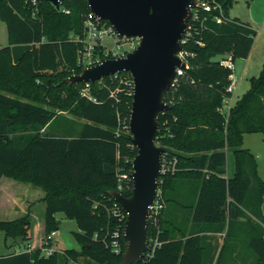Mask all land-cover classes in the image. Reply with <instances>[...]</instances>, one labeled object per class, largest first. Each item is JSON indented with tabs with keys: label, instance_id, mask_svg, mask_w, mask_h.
<instances>
[{
	"label": "trees",
	"instance_id": "1",
	"mask_svg": "<svg viewBox=\"0 0 264 264\" xmlns=\"http://www.w3.org/2000/svg\"><path fill=\"white\" fill-rule=\"evenodd\" d=\"M217 2L228 17L234 0ZM89 17L87 0H61L58 10L43 0H0L7 33V44L0 47V179L43 190V241L59 229L57 213L78 229L73 232L77 250L44 257L40 248L28 250V214L0 220V264L122 260V236L120 253L112 252L110 243L125 220L112 216L117 204L109 193H131L129 173L136 154L128 132L132 79L121 72L94 83H65L83 68L78 62L82 44L72 37L83 38ZM228 19L216 24L209 17L183 35L187 67L165 93L169 108L157 116L155 138L164 148L161 158L173 161L174 169L158 176L162 208L147 219V244L156 240L158 245L137 264H211L214 252L205 245L209 236L201 233L217 232L224 236L215 264H224L227 253L242 242L252 252V264H264V180L255 156L242 147L244 134H264V58L258 76L249 80L226 118L218 109L231 97L226 91L231 64L248 56L256 34L238 19ZM14 45L29 46L16 63ZM96 51L103 55L101 47ZM225 54L229 59H214ZM226 151L234 158L230 178L224 177ZM7 239L12 243L6 244Z\"/></svg>",
	"mask_w": 264,
	"mask_h": 264
},
{
	"label": "water",
	"instance_id": "2",
	"mask_svg": "<svg viewBox=\"0 0 264 264\" xmlns=\"http://www.w3.org/2000/svg\"><path fill=\"white\" fill-rule=\"evenodd\" d=\"M56 10L61 0H43ZM194 0H87L91 14L106 21L122 37L139 39L137 47L122 57L103 59L83 67L65 83H94L107 76L127 72L132 79V101L128 132L136 150L132 159L131 193L118 191L110 198L126 214L123 227L124 252L120 264H137L147 249V219L157 192L163 147L155 143L157 116L169 107L165 93L173 85L177 69L186 63L180 57Z\"/></svg>",
	"mask_w": 264,
	"mask_h": 264
},
{
	"label": "crops",
	"instance_id": "3",
	"mask_svg": "<svg viewBox=\"0 0 264 264\" xmlns=\"http://www.w3.org/2000/svg\"><path fill=\"white\" fill-rule=\"evenodd\" d=\"M245 6H246L245 12L242 13L241 15H234V16L230 17L229 11L233 8V5L228 11V17L230 19L236 18L240 22L247 24L251 29L255 30V32H256L255 37L253 39V44H252V47L250 49L248 56L246 58H241V61H242L241 62V70H240V73L238 76V80L241 78H244L245 76H248V74H250L251 69H252V71L254 70V67H253L252 62H251V59L254 56H256V58L258 60H260V63H259V64H261V67L259 69V72H260V70L262 68L263 58H264V18L261 20V22H259L256 18V13H255V8L257 6H259V0H252L249 3H246V0H245ZM24 46L26 47L25 49L29 48L28 45H24ZM0 47H2V46H0ZM25 49H23L21 51V53H17V56L14 57L13 46H11V55H12V60L14 63H16L18 61L19 57L21 56L22 52ZM223 56H226L227 59H229L228 54H225ZM234 65H235V61L233 62V64H231L232 68L234 67ZM234 74H235V72H233V74H232L233 79H234ZM252 77H254V76L249 77L247 84L245 86H243L244 91H243L242 95L248 90V88L250 86L249 80ZM238 80H235L236 81V88H237ZM236 88H235V90H236ZM232 96H233V93H232ZM232 96L230 97V106L231 107L235 104V103L232 104ZM258 134L259 133H255L254 135H258ZM248 136H249V134L243 135L242 147L245 149H248L255 156V158L257 160V156H259V154L261 152L259 147H260V144L263 143L264 139L263 138H255L256 140L253 141L254 143L251 141L248 146H245L244 144L246 141V137H248ZM225 169H226L225 170L226 172H225L224 177L225 178L232 177L233 173H234V158H233V155L230 151H226ZM257 171H258L259 176H261L259 173V169H258V163H257ZM9 180H11V179H9ZM17 183H20V182H17ZM22 184H25V183H22ZM27 185H30V184H26V186L20 187V186L14 184V182H3V183L0 182V208L3 206L5 214L12 212V213H16L19 215L21 214L20 217L28 214L30 221H31L32 228L34 226L39 228L41 226V224H40L41 217H42V223H43V219H44L45 203L43 202L42 199H43L45 194H44L42 189H40L38 187H34L32 185H30V186H27ZM37 189H40L43 192V195H41ZM37 201L38 202L40 201L44 205L42 207V213L40 212L38 206L35 204V202H37ZM263 212H264V205H263ZM263 216H264V213H263ZM55 217L56 218L64 217V214L63 213H57V214H55ZM34 221L36 223H34ZM71 221H73V220H71ZM263 221H264V218H263ZM262 222L260 224L263 227ZM75 225H76V223H75ZM41 231L44 234V223H43V227H42ZM55 232H56V234H55V240H56L55 246L57 249L61 250V248H58L56 245L59 229ZM201 234L209 236V239L206 241L205 245H206V247H208L207 249H209V251L212 250V252H214V259H213L211 264H215L216 256L218 255V252H219L221 245H222L224 233L223 232H217V233H201ZM38 244H40V243H38ZM38 244L34 245L32 243V241H30V245H32L31 249L36 248L38 246ZM232 248H233V246H232ZM75 249L77 250L78 246ZM234 249H235V251L231 250V252L227 253L224 264H252V262L254 261L253 255H252V252L249 250L246 243L242 242L241 244L236 246ZM237 256L239 259L235 261V257H237Z\"/></svg>",
	"mask_w": 264,
	"mask_h": 264
},
{
	"label": "built area",
	"instance_id": "4",
	"mask_svg": "<svg viewBox=\"0 0 264 264\" xmlns=\"http://www.w3.org/2000/svg\"><path fill=\"white\" fill-rule=\"evenodd\" d=\"M36 1L37 0H31V2L33 3H35ZM194 2H195L194 6L190 8V17L188 20V27L184 34L189 35L190 29L193 25L194 27L192 28H195L197 24L201 25V23L209 17L216 24H221L222 22L229 20L228 17H226V15L224 14L221 4L217 2V0H194ZM72 38L74 41L80 42L82 44V49L79 51V54H78V62L83 67L98 64L103 59H114L117 57H122L126 53L134 50L139 43V39L136 37L119 36L106 21L101 20L93 16L92 14H91V17L87 18L84 22L83 38L80 39L77 36H74ZM105 40L112 41L113 47L112 48L106 47V45L104 44ZM183 42L184 40L182 38L181 43ZM97 47L102 48V52H103L102 56H100L97 53L96 51ZM180 57L182 58V52H180ZM186 67L187 65L185 66V68ZM182 70L177 69L176 75L181 74ZM86 86H88V84H86ZM235 88H236V81L232 78V75H231L230 82L226 88V91L230 93L232 96V93L234 92ZM82 94H87V91L83 90ZM230 108L231 106H230V97H229L223 100V105L222 107L218 109V111L223 113L227 118ZM42 131L43 130H41V132ZM173 169H174L173 161L171 162V160H168L163 156L161 158L160 174L166 171H173ZM118 189H121L120 184L118 186ZM161 208H162V205L160 204V201L158 199L157 192H156L154 202L149 208L148 217L155 216ZM111 214L113 217H116L119 221H123L126 219V214L122 211V209L119 207L118 204L112 208ZM262 223L264 227V221ZM55 234L56 232H52L49 236H47L46 240L44 241L42 240L41 246L39 247L41 249L42 256L48 257L52 255L54 252L61 251L60 249H57L55 246V242H56ZM120 235L123 236V229L121 231V234H120L119 229H115L112 232V240L110 243V248L112 252H114L115 254H118L121 251V245L119 242ZM157 245H158L157 241L152 240L149 245L147 244V249L154 248ZM28 250H31L30 246ZM146 254H147L146 256L149 255L148 253Z\"/></svg>",
	"mask_w": 264,
	"mask_h": 264
},
{
	"label": "rangeland",
	"instance_id": "5",
	"mask_svg": "<svg viewBox=\"0 0 264 264\" xmlns=\"http://www.w3.org/2000/svg\"><path fill=\"white\" fill-rule=\"evenodd\" d=\"M258 7V8H257ZM255 8V13H256V18L259 22H261V20L264 18V0H259V6H257ZM246 6H245V0H234L233 3V8L229 11V15L230 17L234 16V15H241L242 13L245 12ZM7 44V33H6V27L4 25L3 22L0 21V46H5ZM104 44L106 45V47L108 48H112L113 47V43L110 40H105ZM26 47L24 45H14L13 46V55L14 57L17 56V53H21V51L23 49H25ZM227 59L226 56H217L214 59L219 60V59ZM241 58H237L235 59V65L233 67V72H235L234 74V79L238 80V76L241 70ZM252 65L254 67V70L252 71V69L250 70V74H248V76H245L244 78H241L238 80V84H237V88L236 90L233 92V96H232V104H234L237 99L239 97H241L242 93H243V86H245L248 82L249 77L254 76L257 77L259 74V69L261 67L260 60H258L256 58V56H254L251 59ZM255 138H263L264 139V134L259 133L258 135H254V134H249L248 137H246V141H245V146H248L250 144V142L256 140ZM254 143V142H253ZM259 149L261 150L259 156H257V160L256 162L258 163V169H259V173H260V177L261 179L264 180V140L263 143L260 144ZM0 182H14V184L23 187L26 186V184H22V183H17L16 181L13 180H9L7 178H1ZM30 186V185H27ZM41 195H43V192L40 189H37ZM3 204V203H2ZM35 204L38 206L40 212L42 213V207L44 206L40 201L35 202ZM0 220L2 221H10V220H14L18 217L21 216V214H16V213H6L3 209V206L0 208ZM58 219L60 220V225H59V233H58V237H57V247L61 248V249H75L77 248L78 244L76 242V240L73 237V232H78L77 227L75 225V223L71 220H68L64 217H58ZM34 223H36L34 221ZM40 224L41 226L38 228L36 226H34L33 228H31L30 230V236H31V241L34 245L38 244V246L36 248H39L41 246L42 240L44 238V234L41 231L42 227H43V223H42V217L40 220ZM36 225V224H35ZM14 242V241H13ZM15 242H19V240L15 241ZM12 243L11 239H7L6 240V244ZM3 244H4V237H3V233L0 232V252H3ZM32 245H30L31 247ZM17 251H21V248L16 249ZM85 262H87V259H83L80 258L79 259V264H84ZM68 264H73V263H68Z\"/></svg>",
	"mask_w": 264,
	"mask_h": 264
}]
</instances>
